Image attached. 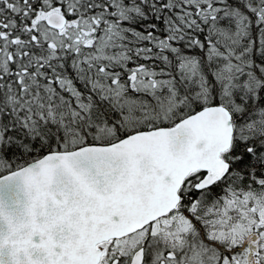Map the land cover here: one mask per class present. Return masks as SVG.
<instances>
[{"label": "snow or ice", "instance_id": "1", "mask_svg": "<svg viewBox=\"0 0 264 264\" xmlns=\"http://www.w3.org/2000/svg\"><path fill=\"white\" fill-rule=\"evenodd\" d=\"M0 264H264V0H0Z\"/></svg>", "mask_w": 264, "mask_h": 264}]
</instances>
